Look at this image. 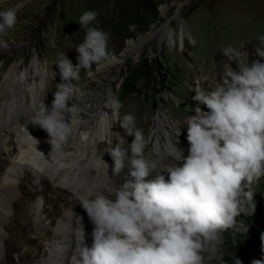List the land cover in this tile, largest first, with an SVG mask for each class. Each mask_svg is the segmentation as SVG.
Segmentation results:
<instances>
[{
	"label": "rangeland",
	"instance_id": "rangeland-1",
	"mask_svg": "<svg viewBox=\"0 0 264 264\" xmlns=\"http://www.w3.org/2000/svg\"><path fill=\"white\" fill-rule=\"evenodd\" d=\"M10 7L18 10L19 23L8 36L11 50L0 51V115L14 87L12 82H4L6 74L14 64H30L34 59H37L40 72L36 73L31 67L29 83L34 82L35 75L41 77L43 101L51 107L55 85L60 82L54 61L59 52H65L74 65L77 63L75 46L83 42L85 35L78 19L86 10L98 11L100 28L111 33L113 59L125 53L130 43L151 36L141 53L125 57L119 68L110 65L92 76L85 75L82 70L80 83L84 95L75 103L83 108L78 118L86 124L78 135L85 137L84 132L96 127L97 119L93 118L103 112L109 97H102L93 110L86 109L84 104L92 93L116 78L112 96L122 104L117 119L127 113L136 117V126L146 137L151 136L146 153L161 166L180 163L173 158L174 146L183 156L188 155L190 145L187 125H182L183 121L187 116L197 115L198 106L207 111L206 106L192 99L195 93L188 90V85L203 75L216 76L217 72L222 83L224 65L231 64L237 69V64L226 57L223 50L232 46L251 54L259 43L257 37L264 34V0H0V11ZM249 59L259 57L250 55ZM21 104L32 106L29 91ZM19 112H13V121L24 122L31 113L23 109ZM157 113L162 114L163 123L156 119ZM179 130L180 135H177ZM19 138L13 122L0 123V182L14 158L36 153L34 141L32 145L21 146ZM133 139L124 134L119 122L114 121L105 136L89 146L86 162L98 164L92 172L99 174L100 157L108 158L109 148L118 142L124 147ZM77 151L74 144L55 162L69 165L68 159L73 160ZM22 164L19 166L22 174L12 185V196L9 198L10 193L5 192V195L3 191L0 195V264H49L53 257L64 263L63 260L68 261L72 255L76 223L68 226L63 223L64 227L62 221L69 215L76 218L83 195L56 185L52 177L29 160H23ZM105 179L103 190L121 180L113 176V172L111 175L107 172ZM256 191L255 212L242 214L238 218L239 227L232 229L229 237L224 236L222 251L228 264H233L235 257L242 264L264 261V182ZM80 216L85 221L86 216L84 218L82 213ZM87 224L84 223L86 233H92L94 225ZM236 233L256 236L262 242L257 248L242 249L234 245ZM86 240L91 246L92 238Z\"/></svg>",
	"mask_w": 264,
	"mask_h": 264
},
{
	"label": "clouds",
	"instance_id": "clouds-1",
	"mask_svg": "<svg viewBox=\"0 0 264 264\" xmlns=\"http://www.w3.org/2000/svg\"><path fill=\"white\" fill-rule=\"evenodd\" d=\"M98 16V11L86 10L79 17L85 35L75 46L77 63L65 52L57 54L54 65L60 82L51 107L45 101L34 104L26 117L27 123L48 134L52 151L62 149L72 135L79 110L75 101L84 95L82 70L92 76L113 63L111 33L100 28ZM18 23L16 8L0 11V51L11 50L8 36ZM256 41L251 54L232 46L223 50L237 69L224 65L222 83L217 72L188 85L195 93L192 99L207 111L198 106L197 115L184 119L190 147L185 157L174 146L173 158L180 163L161 166L151 159L145 151L151 136H145L130 113L116 119L122 104L112 100L113 120L134 139L106 151L120 183L107 194L80 199L94 225L92 243H87L83 217L78 216L68 264H228L222 251L223 233L236 230L242 214L255 212L256 189L264 182V34ZM250 55L259 59L250 60ZM102 156L101 162L109 167ZM233 264L242 261L235 257Z\"/></svg>",
	"mask_w": 264,
	"mask_h": 264
},
{
	"label": "bare ground",
	"instance_id": "bare-ground-1",
	"mask_svg": "<svg viewBox=\"0 0 264 264\" xmlns=\"http://www.w3.org/2000/svg\"><path fill=\"white\" fill-rule=\"evenodd\" d=\"M171 34L172 33L170 32L169 35L171 36V38H173ZM183 37H184V32L181 33V38ZM150 39L151 36H146L140 38L137 42L130 43L128 48L125 50V53H123L119 57H114L111 66L119 68L120 64H122L125 57L138 56L141 53L145 43ZM31 67L35 68L36 73L40 72V67L37 62V59H34L30 64H24L23 62L14 64L6 74L4 82L5 83L12 82L14 84V87L11 88V92H10L11 94H9L5 107L3 108V114L0 115V123L7 122L8 120L10 122H13L15 131L19 133V135L21 136V139L19 138L20 145L27 146L30 143L32 145V141H34V144L36 146L33 149L36 148V153H32L30 157L23 155L17 156L11 161V163L9 164V166L7 167L6 171L4 172L1 178L0 195H3L1 192L3 191L4 194L5 192L7 194L10 193L9 198L12 196V190H13L12 185L15 181H17L16 179H18V177H20L22 174L20 167L23 165L22 164L23 160H29V162H32L33 164L41 167L42 170L45 171V173H47L50 177L54 179L56 185H62L65 188L67 187L69 189L74 190L75 192H81L83 198H89L93 196L95 193H99V192H103L107 194L111 186L107 185L108 188H105L106 190H103L102 188L104 187H102V184L107 183L105 179L107 176V172L110 175L113 172L112 169L114 167V162L111 155L110 156L108 155L109 157L103 160L108 164L109 167H107L106 164L101 162L100 168H97L99 174H96V172L94 173L92 172L93 168L98 166V164L95 161L86 162V159L88 156L90 144L93 141H96L98 143L97 140L105 136V134L107 133V131L110 129V127L113 125L115 121L113 120L114 117H113V110L111 109V102L114 99L112 96L113 80L114 79L116 80V78H112L110 82L102 86L101 90L92 93L87 103L84 104L86 109L93 110L97 105L100 104V100L102 97H106V96L109 97V101L104 107L103 112H101V114L97 118L96 117L93 118V119H97V125L94 128V130H91L89 132L88 131L84 132L86 135L85 137L83 135H78V131L82 128L84 124H86L85 121H80L78 118L79 113H81L83 110V108L80 106L78 107L79 110L77 115L72 121L74 128L72 129V135L69 138L67 144H65L63 148L60 150L52 151V146L47 142L49 139L48 134L43 129H41L39 126H33L27 123V120H24L23 122V120L20 121L19 119H15L17 118L15 117L14 119L17 121L14 120L15 121L14 122L12 119L13 112L15 111L19 112L20 109H23L25 112L26 111L30 112L32 111L34 104H39L44 99L43 81L41 77L39 75H35L34 82L32 84L29 83L28 75L31 74V69H30ZM28 91L31 93V97H32V106L30 108H28L29 106H27V104L25 107L23 106V104H21L22 100L25 98V95L28 93ZM24 101L26 102V99ZM161 115H162L161 113H157L156 119L159 122L161 121V123H163V118ZM117 118L118 117H116V119ZM70 121H71L70 114H67L66 122L70 123ZM30 135L32 136L31 139H30ZM33 137L39 141L38 144ZM74 144L77 145L79 152L77 151L73 160L71 158L68 159L69 165L68 163H65L64 165H59L58 163H56L55 160L59 158L62 153H66L68 150H70L74 146ZM42 154H44L43 157ZM84 155L85 157H83ZM38 171L40 172V170ZM105 172L106 174L105 176H103ZM110 198L115 200L114 196ZM81 213L84 215V218L86 216L85 221H83V223L86 222L88 224H92L87 216V213L84 211V209L80 204L78 214L75 217L76 218L78 216L82 217L80 216ZM76 218L74 219L70 215L65 217L62 221V226H64L63 223L66 224L67 226L70 224L73 225L74 223H76ZM1 224L2 222L0 223V225ZM86 238L91 239L92 238L91 233L89 234L86 233ZM63 261L64 263L60 261L58 258L53 257V259H51L49 264H68L67 260H63Z\"/></svg>",
	"mask_w": 264,
	"mask_h": 264
},
{
	"label": "trees",
	"instance_id": "trees-1",
	"mask_svg": "<svg viewBox=\"0 0 264 264\" xmlns=\"http://www.w3.org/2000/svg\"><path fill=\"white\" fill-rule=\"evenodd\" d=\"M232 233H233V230L228 229L224 231L223 235L226 237H229ZM235 239H236L235 243L233 242L234 245L242 249H245V247H249L251 249L257 248V245L262 242V240L258 239L256 236L249 237L248 235L247 237L246 235H243L242 233H236Z\"/></svg>",
	"mask_w": 264,
	"mask_h": 264
}]
</instances>
